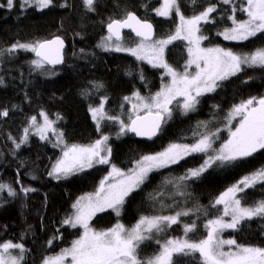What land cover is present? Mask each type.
Returning <instances> with one entry per match:
<instances>
[{
	"label": "trees",
	"instance_id": "trees-1",
	"mask_svg": "<svg viewBox=\"0 0 264 264\" xmlns=\"http://www.w3.org/2000/svg\"><path fill=\"white\" fill-rule=\"evenodd\" d=\"M179 4L186 17L216 5V12L210 14L213 22L200 25L201 32L208 37L202 41L204 47L220 46L238 53L264 47V33L247 41L224 40L217 35L232 26L227 17L234 6L240 7V0L227 5L221 0H196L195 4L191 0H179ZM0 5V112L7 110L8 113L0 116V183L10 185L17 193L9 196L7 189L0 191V243H22L28 250L22 264H42L46 256L71 246L82 230L62 225V221L71 214L73 203L84 194L94 192L110 170V165L96 164L66 178L49 176L60 157L61 147L53 146L57 143L54 137L42 140L31 131V117L35 116L39 123L40 112H45L54 121L55 130L63 134L67 145L86 146L101 134L107 135L112 164L127 171L141 155L161 151L171 142L193 143V130L204 131L198 127L201 121H210L212 131L221 129L220 139L215 144L218 147L227 137L226 117L232 106L250 97L264 96V69L249 68L221 82V87L214 92L199 97L195 111L185 115L175 108L171 119L151 140H140L129 133L118 136L119 125L106 119L100 122L98 132L90 107H98L107 97L105 112L127 122L128 100L124 98H130L135 92L148 97L167 81L162 68L152 67L128 53L98 47L102 37L108 35L106 24L110 19H123L127 12H132L152 23L154 39H158L174 34L179 18L175 13L169 17L157 16L154 9L160 7L159 0H94L93 11L85 8L83 0H53L50 7L42 10L34 6L22 8L21 0H14L11 9L7 7V0H0ZM235 15L239 20L247 17L240 11ZM55 36L63 38L66 44L64 62L59 68L44 64L41 69H35L30 62L37 58L31 51H3L17 42L35 43ZM123 39H127L128 44L139 40L129 33H124ZM187 58V45L183 40L166 46L164 59L177 71L184 68ZM26 128L27 139L21 143ZM204 159L201 153L193 154L179 164L150 173L145 183L125 199L119 217L108 210L94 216L90 225L96 230L110 228L117 222L131 226L142 215H172L190 209L188 216L180 218V224L158 235L153 233L154 238L140 246L141 259L158 252L157 239L161 242L184 236L185 223L196 221L197 228L189 236L193 240L203 238L207 220L222 212L220 205L212 206L215 199L242 177L264 166V150L238 166L211 167L198 178L182 182L181 188L174 187L176 178L185 175L188 169L199 167ZM22 188L33 191L24 193ZM178 190L184 195H177ZM238 195L243 197L246 206L254 205L264 200V183ZM222 237L243 245L264 247V218L243 220L236 229L224 230ZM173 262L200 264L199 254H174Z\"/></svg>",
	"mask_w": 264,
	"mask_h": 264
},
{
	"label": "snow or ice",
	"instance_id": "snow-or-ice-1",
	"mask_svg": "<svg viewBox=\"0 0 264 264\" xmlns=\"http://www.w3.org/2000/svg\"><path fill=\"white\" fill-rule=\"evenodd\" d=\"M191 2L195 4L196 0ZM221 2L227 5L234 4L235 0H221ZM83 3L88 11L94 10V0H83ZM52 4L53 0H21L22 8L34 6L42 10ZM13 6L14 0H7V7L11 9ZM216 10V5H210L198 14L186 17L181 11L179 0H162L160 7L154 9L155 14L169 17L175 13L179 18V24L174 34L158 40H153V25L147 20L138 18L132 12H127L123 19H110L106 25L108 35L102 37L101 43L97 46L104 48L105 51H126L137 60L146 61L152 67L163 68L164 75L170 77V80L162 83L160 89L148 97H143L138 92L133 93L137 103L132 105V114L127 122L119 116L108 115L105 112L104 102L107 97L101 100L98 107H90L89 111L97 122L98 132L101 128L100 120L106 119L119 125L118 136L133 133L151 140L162 131L163 124L171 119L175 108L186 115L196 110L199 97L214 92L221 87V82L245 69H264V47L249 53H238L220 46H201V42L208 37L201 32L200 24L212 23L213 18L210 14L215 13ZM237 11L245 13L247 19L239 20L235 15ZM227 18L232 26L225 27L222 32L217 33L223 36L224 40L247 41L251 37H256L257 34L264 33V0H240V7L234 6L232 14ZM124 28L131 29L141 38L135 48H127L120 43L121 29ZM178 39L188 42V60L182 72L174 69L164 59L166 46ZM63 48V39L55 36L51 40L35 43L17 42L3 51L12 53L17 49H23L34 52L37 59L30 63L35 69H41L44 64L62 63ZM193 65L195 71L190 72L189 69ZM124 99L130 100L129 97ZM7 114V110L0 112V116ZM40 116L43 118V125H37L35 116L30 118V125L36 127L37 134L43 140L46 138V132L53 130L54 121L50 120L43 111L40 112ZM236 117H239V121L233 125L232 121ZM226 120L225 128L228 136L218 148L215 144L220 139L221 129L216 128L212 131L210 121H201L198 127H202L204 131L193 130V143L171 142L161 151L141 155L139 159L133 161V166L127 171H122L112 164L110 159L112 149L108 146L107 135L101 134L99 139L84 146L65 144L63 134L60 133L57 136V143L53 146L58 147L63 144L62 155L52 166L49 176L56 179L66 178L96 164L110 165V170L101 179L95 192L86 193L73 203L74 212L62 221V225L81 228L82 233L72 241L70 247L61 249L55 256L45 257L42 264H69V258L70 264H174V254L187 256L194 253L199 254L200 264H264V247L243 245L235 239L221 238L224 230L236 229L243 220L264 218V200L246 206L243 197L238 195L257 184L264 183V166L242 177L215 199L212 206L222 205V214L207 220L204 225L206 236L199 240L191 239L189 234L196 230V221L185 223L182 238H169L163 243L157 239L160 251L145 259H141L138 254L140 246L145 241L153 239V233L158 235L172 225L180 224V218L188 216L190 209L172 215H142L131 228L117 222L106 230H96L89 223L97 212L106 209H111L119 217L125 199L145 183L150 173L179 164L188 156L201 153L205 159L199 167L188 169L185 175L176 178L174 187L177 189L183 186L182 182L194 177L198 178L208 168L238 166L264 150V96L250 97L239 104H234ZM27 132L26 128V135L21 143L27 139ZM19 146L16 145L17 148ZM4 189H7L9 196L17 194L10 185L0 183V191ZM21 191L28 193L33 189L22 188ZM177 195L184 193L178 190ZM225 217L230 219L226 220ZM48 243L51 244L52 241ZM27 251L22 243L2 242L0 264H22Z\"/></svg>",
	"mask_w": 264,
	"mask_h": 264
},
{
	"label": "rangeland",
	"instance_id": "rangeland-1",
	"mask_svg": "<svg viewBox=\"0 0 264 264\" xmlns=\"http://www.w3.org/2000/svg\"><path fill=\"white\" fill-rule=\"evenodd\" d=\"M160 1V5H161V3H162V0H159ZM159 17H161V16H159ZM246 19H247V17H246ZM203 22H201V24H202ZM200 24V25H201ZM158 39H166V38H158ZM158 39H154L153 38V40H158ZM114 40V39H113ZM126 40L127 39H123L122 41H120V43H122V45L124 46V47H127V48H135L136 46H137V44H139L140 43V39L139 40H137L136 42H133L132 44H128L129 42L127 41L126 42ZM181 40V39H180ZM185 43H186V45H187V49H188V42L186 41V40H183ZM201 46L202 47H204L203 45H202V42H201ZM104 49V48H103ZM121 52H124V53H128V52H126V51H121ZM128 54H130V53H128ZM187 54H188V51H187ZM131 55V54H130ZM132 56V55H131ZM134 57V56H133ZM187 60H188V58H187ZM140 61H142V62H145V63H147L146 61H143V60H140ZM148 65H150L149 63H147ZM151 66V65H150ZM163 69V68H162ZM184 69V68H183ZM183 69L181 70V72L183 71ZM164 70V69H163ZM189 71L190 72H194L195 71V66L193 65L190 69H189ZM164 72H165V70H164ZM167 77V76H166ZM170 80V77H167V81H166V83L168 82ZM178 99H182V98H178ZM128 103H127V111H126V121H128V118H129V116L132 114V105L134 104V103H137V100H136V98H135V96L134 95H132L131 97H130V100H128L127 101ZM105 109V108H104ZM92 115V114H91ZM102 121H104V119L103 120H100V122H102ZM238 121H239V117H236L233 121H232V124L233 125H235V124H237L238 123ZM43 123H44V121H43V118L41 119V121L39 122V123H37V125H43ZM97 123V122H96ZM52 129L54 130H48L47 132H46V134H45V136L46 137H48V136H52V137H54V139L56 140V142H57V136L59 135V133L55 130V128H54V126H52ZM31 131H33L35 134H37V131H36V127L35 126H32V128H31ZM225 134H226V136H228V132H227V129H226V132H225ZM38 136H39V134H37ZM226 139H227V137H226ZM59 147H63V144H61ZM219 147V146H218ZM217 147V148H218ZM61 155H62V152H61V154H60V157H61ZM56 163V162H55ZM52 170V168L50 169V171ZM107 175V174H106ZM53 177V176H52ZM103 179V178H102ZM100 183V182H99ZM99 185V184H98ZM95 192V191H94ZM85 195V194H84ZM76 202V201H75ZM221 206V211H222V209H223V206L222 205H220ZM108 210H111V209H106L105 211H108ZM105 211H103V212H105ZM72 212H74V209H72ZM71 212V213H72ZM114 212V211H113ZM99 213H102V212H97L96 213V215L97 214H99ZM221 214H222V212H221ZM95 215V216H96ZM94 217V216H93ZM93 217H92V219H93ZM91 219V220H92ZM225 219L226 220H228V219H230L229 217H225ZM91 222V221H90ZM89 222V223H90ZM136 224V222L133 224V225H135ZM133 225H131V226H125V227H127V228H131ZM173 226V225H172ZM108 229V228H107ZM82 230V229H81ZM104 230H106V229H104ZM227 230V229H226ZM83 231V230H82ZM183 237V235L182 236H178V237H170V238H182ZM221 238L222 239H224L223 237H222V233H221ZM167 239H169V238H167ZM167 239H164L163 241H161V243H163V242H165ZM3 242H5V241H3ZM225 250H227V246H225ZM160 251V246H159V250H158V252ZM14 252H18V250H14ZM157 252V253H158ZM58 254V253H57ZM56 255V254H55ZM55 255H52V256H55ZM46 257H48V256H46ZM69 264H70V258H69Z\"/></svg>",
	"mask_w": 264,
	"mask_h": 264
},
{
	"label": "water",
	"instance_id": "water-1",
	"mask_svg": "<svg viewBox=\"0 0 264 264\" xmlns=\"http://www.w3.org/2000/svg\"><path fill=\"white\" fill-rule=\"evenodd\" d=\"M149 22V21H148ZM152 24V23H151ZM107 25V24H106ZM105 31L107 32V27L105 26ZM108 33V32H107ZM124 33H129V34H131L134 38H136V39H141L140 37H137L136 35H135V33L134 32H132V30L131 29H128V28H124V29H121V36H123V34ZM154 36H155V29H154V26H153V38H154ZM54 37H52V38H50V39H46V40H51V39H53ZM63 39V38H62ZM114 40H115V38H113ZM44 41V40H43ZM64 41V40H63ZM65 47H66V44H65V41H64V48H63V50H62V56H63V61H62V63H59V64H55V65H52V64H46L47 66H49L50 68H53V69H55V68H59L62 64H63V62H64V52H65ZM33 54H34V56L36 57V55H35V53L33 52ZM37 58V57H36ZM129 134H132V135H134L137 139H140V140H149V139H147L146 137H138V136H136L135 134H133V133H129ZM154 138V137H153Z\"/></svg>",
	"mask_w": 264,
	"mask_h": 264
}]
</instances>
